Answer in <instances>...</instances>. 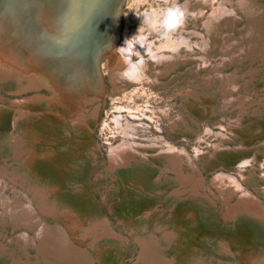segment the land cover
Masks as SVG:
<instances>
[{
	"label": "bare ground",
	"instance_id": "6f19581e",
	"mask_svg": "<svg viewBox=\"0 0 264 264\" xmlns=\"http://www.w3.org/2000/svg\"><path fill=\"white\" fill-rule=\"evenodd\" d=\"M37 1L20 0L10 8L12 0H0V81L7 79L6 84L12 86L16 93L14 98L8 99L10 105L0 102V115L9 110L18 115L17 120L13 119V132L0 135V262L95 264V258L99 259L104 253L116 256L113 264H117L123 258H120L118 250L123 248V243L128 239L114 230L105 215L95 212L94 200L83 193L88 187V166L97 155V144L92 142L93 147L90 148L85 141L75 138L77 133L89 137V122H93L99 114L97 104L99 100H103L102 95L106 91L101 61L105 60L107 63L108 80L119 94L121 86L127 82L144 84L146 80L153 82L154 77L159 81L160 76L168 74L169 68L178 59L187 60V52L198 58L196 50L207 51L209 40L214 36L219 46V57H213L215 61H210L211 57L205 55L208 64L205 65L202 79L214 94L220 95L225 107L222 109L228 110L230 102L236 98L230 94L241 81L238 73L241 65L237 61L250 53L264 62V0H221L217 6L214 5L218 0H213L210 2V12L200 19L197 13L191 12V0H188L189 15L195 16L197 22L196 29L182 28L185 46L177 50L175 38H162L157 43L155 36L137 33L145 37L144 46L139 51L146 66L154 68V72L153 76H148L146 71L135 80L122 79L119 75L126 67V62L119 53L120 46L116 45L119 38H114L115 33H120L121 30L116 14H113L115 18L110 16L111 0H97L99 4L101 2V7L95 0H88L86 5L89 10L84 9L81 13L73 9L72 11H76L73 15L70 4L64 0ZM71 1L76 3V0ZM118 1L120 0L116 3ZM197 8L202 14V8ZM236 9L242 11L249 22L244 33L247 36L244 48L241 45L230 48V43L227 47L224 36L219 31V27L225 25L227 20L230 23L237 18ZM22 10L27 12L23 14ZM44 14L47 16L43 17ZM77 28L78 32L82 29L90 37L85 44L77 40L78 32L74 33ZM149 29H155L154 22L149 23ZM73 38H76L75 43L72 42ZM69 44L70 49L67 48ZM231 61L236 66L234 71L229 72L225 69ZM162 62L167 65L165 68L161 65ZM258 72L261 74L262 71L252 68L249 77L253 79L242 80L243 85H248L260 76ZM189 91L186 90V97L196 100L197 107L207 112L208 108L202 106V102L198 104L197 96ZM50 104L56 108L55 111L51 110ZM238 104L243 113H236L231 122L230 114H227L225 120L231 130L224 131L222 124L218 126V130L210 125L202 129L208 135V150L204 151L201 147L200 140L204 136L199 130L194 155L184 146H176L162 135L154 134L156 131H152L154 127L150 125L153 121L144 112H141L145 117L142 118L137 113V108L134 110L116 105L115 113L118 116L113 118L116 125L113 126V132L116 139L118 137L115 140L118 143H109L105 151L109 166L99 177L104 179L106 187L109 186V181L111 184L115 182L114 190L109 192L105 189L103 194L110 211L119 212V220L123 224H133L132 237L137 245V257L133 264H239L228 242L204 232H215L218 222L212 216V203L207 205L202 196V188L206 191L202 175L197 178L192 174L193 177L190 178L189 174H182L180 168L165 165L168 172L176 173L175 176L182 184L185 179H190L192 188L185 191L186 188L178 187L168 195L157 194L159 204L154 210L153 207H148L152 197L147 192L146 185L138 180L140 177L141 181L145 179L138 174L140 169L152 172L149 162L152 161L153 164L165 152H174L165 155L169 162L174 165L185 163L192 170L198 168L196 159L200 153L207 152L208 159L217 162L246 150H254L256 154L264 146V138L253 146L234 140L240 133H253L252 128L242 122L244 104ZM87 106V112L91 110L89 114L84 111ZM210 110L215 113L213 116L218 115L214 108ZM124 111L130 117H122L120 113ZM34 121L51 130L61 129L60 133L66 132L67 135L60 141L53 137H42L34 127ZM188 122L201 127L192 117L188 119L183 114H178L177 119L171 122V128H185L184 132H187L190 128ZM70 129L76 134L73 135ZM56 146L58 150H62L61 155L58 150L55 151ZM87 148L88 152L85 154ZM238 162L241 164L232 171L221 167V170L213 173L208 187L214 195L212 187L221 196H224L226 188L241 194L240 202L228 204V214L225 213L224 225L221 224L220 229L228 234H237L240 223L243 231L264 235V206L246 188L241 189L240 179H244L245 174L241 172L243 167L259 162L255 156L249 159V156L243 155ZM261 164L264 170V161ZM70 195L84 204L83 210L77 208V203L68 200ZM132 205L135 207L131 208ZM137 211L138 213H134ZM154 213L158 219L150 227L149 218ZM6 222L12 223H8L12 234H15L12 241L22 247L26 254L33 247L39 251L40 256L36 254L37 262L30 261L28 255L25 259L8 257L9 251L1 241V229ZM192 222H199V229H193L190 226ZM201 227H205L204 230ZM260 237L254 239L260 240ZM93 249L96 257L92 253ZM261 251L264 248L254 243L246 253L241 250L240 255L246 264H264V254Z\"/></svg>",
	"mask_w": 264,
	"mask_h": 264
},
{
	"label": "rangeland",
	"instance_id": "374dc122",
	"mask_svg": "<svg viewBox=\"0 0 264 264\" xmlns=\"http://www.w3.org/2000/svg\"><path fill=\"white\" fill-rule=\"evenodd\" d=\"M211 1L213 2V0H202V2L199 3L198 0H191V5L189 8L192 9V13H197L198 18L200 19L202 16H205L210 12ZM220 1L221 0H218V2H216L214 6H217V3H219ZM164 6H166L164 0H125L121 9L113 8V3H111L109 6V11H112L114 15L116 14L117 21L119 22L118 27L121 30L120 33L119 31L117 33L119 39L118 44L116 45L122 46L125 35H128V37H130L131 35L136 34L139 26L142 29V31L139 32H144L148 36H155V38L157 39L156 42L159 43V40L162 39L159 31L157 30L156 26L155 29H149V23H143V14L145 12H153L156 10L159 11V9ZM198 6L202 8V14H200L197 8ZM235 12L237 13V18L232 19L230 23H228L230 20H227L225 25L222 24L219 27V31L222 32L224 36L223 40L225 41L227 47L230 43V48H235V45H241L242 48H244V45H247V36H244V33L245 29H247L249 25V22L242 11L236 9ZM113 17L115 18V16ZM196 22L197 20L195 19V16L188 15L184 27H187V29H193L196 26ZM217 48H219V46L218 44H216L214 36H211L208 43V48H206L207 51L196 50V53L199 55L198 58H194L192 54L187 52V60H183L184 58L180 60L178 59L176 61V64L169 68L168 74L166 73L160 76L159 81H156L154 77L153 82H147L146 80L144 84H130L129 82H127L126 85L121 86L122 90L120 89L119 94L118 92H116L117 89L112 88V85L108 80L107 63L105 62V60L101 61V70L103 71V76H105L104 80L106 81V91L102 95L103 100H99L100 102H98L97 104L99 114L93 122H89V125L91 127V129L89 130V137L82 136L77 133L75 138L85 141L86 144L90 145V148L93 147L92 142L97 144V149L95 150L97 152V155L88 166V187L84 189L83 193L94 200V205L96 206L95 212L105 215L109 219L110 224L114 228V230L122 233L128 239V241L123 243V248L118 250L120 258H123H121L117 264H133L137 257V245L136 242L133 241L131 230L133 224H131L130 222H128L127 225L123 224V222L119 220L121 216L119 212L117 213L115 211H110L107 201H104L105 195L103 194L105 192V189L109 192H112L115 187V185H113L115 182L111 184V181H109V186L106 187L104 179L102 177H99L100 173L105 171L109 166L105 159V151L109 147L110 142L114 143V141L118 139V137L116 139L113 132L115 130L114 127H116L115 123L113 122V118L115 115L118 116V113H115L117 104L124 107H130L134 110L137 108V113H139V116L142 118H145L143 117V112L147 114L153 121L148 122H152L150 123V125L152 126V128H154L151 130L156 131L154 132V134L162 135L165 139H167V141L174 143L176 146H184L193 155L195 154L197 137L196 135L199 134L200 131L202 132V136H204V139L202 138L200 140L201 147L204 151L209 149L207 147L208 135H206V132L202 130L206 125H210L211 127L215 126L213 128H216L215 130H218V126L222 124V128L224 129V131L227 129L231 130V127L229 128L225 120H227V114H230L231 122V120L234 118L233 116H235L236 113H243L240 111L238 102L241 105L242 103L244 104L243 108L245 110V113L242 122L250 126L253 130V133H240L239 137H233L234 140L236 142H243L244 144L253 146L255 142L264 138V62H262V59L260 58L256 59L253 54L251 55L250 53L244 55L241 61H237V63H240L241 65L238 70V73L241 76V81L237 84V89L232 92V94H230L231 96L233 95V97L236 98L230 102V108H228V110L222 109L225 107H223V100L221 99L220 95L214 94L202 79V74L205 73L204 70L206 69V66L208 64V58H206L205 55L211 57L210 61H215L213 57H219V55L217 56L219 52ZM162 64L164 68L167 66L165 65V62H162L161 65ZM228 66L229 67H227L225 70H229V72H232L235 69L236 63H232L231 61ZM252 68H255L257 71L258 69L259 71H262L261 74H259L258 72L261 78L260 76H257V74H255L257 77L252 82L248 83V85H243L242 80L246 81L250 78L249 73ZM146 71L145 72L148 76H153L154 68L146 66ZM6 83L7 79L0 81V97L2 98L0 99V102H4L7 105H10V101L8 99H10V97L14 98V94L16 93L12 89V86L7 85ZM3 84L5 85L3 86ZM186 90H190V93L197 96V98L199 99L197 103L200 104L202 102V106L208 108V111L205 112V110H201L199 106L197 107L196 100L186 97ZM52 105L53 104H50L49 106L51 107L52 111H55L56 108ZM88 108V106L85 107L84 111L89 114L91 110L87 112ZM210 108H214V112H216L218 115L213 116L215 113L213 114ZM25 111L24 113L26 114L27 112ZM146 111L149 112L147 113ZM15 113V111L9 110L0 115V135L4 133L10 134L11 132H13L15 127L13 125V119H18V115H15ZM127 113L128 112L124 111L120 114L124 118L130 117L126 115ZM251 113L254 114L252 115ZM178 114H183V116L188 119L192 117L193 119H195V121L199 122L201 127L199 128V125L188 122L190 128L187 132H184L185 128L184 130H181L177 127L171 128V122L177 119ZM155 121L157 122L156 126ZM34 122V127H36L37 132L42 137H53L55 140L60 141L62 140V138H64L65 135H67L65 134L66 132L60 133L61 129L51 130L46 127V125H42L38 121ZM70 131L73 135L76 134L72 129H70ZM62 143H64V141H62ZM117 143L118 141H115L114 144ZM56 150H58L57 146L55 148V151ZM58 152L61 155L62 150H58ZM87 152L88 148L86 149L85 154H87ZM254 152V150L242 151V153H239L233 157L230 156L229 159H221V161L218 162L212 161V159H208L207 152L203 154L200 153L198 159H196L198 168H194L193 170L185 165V163L174 165V163L169 162L168 158H165V155L174 152H165L164 154H160V156H158V159H156L153 164H151L152 161L149 162L150 166L152 167V172H149L145 168H142L138 173L140 176H144V180L141 181L142 177L138 178V180L139 182H142L146 185L147 192L152 197V200H150V202L148 201V207H153V210L156 209L159 204L157 194L165 193L168 195L178 187L186 188L185 191L192 188L190 179H185L184 183L182 184L175 176L176 173L168 172L169 169L166 170L164 167L165 165L174 166V168L176 169L180 168L182 174H189L188 176L190 178H192L193 175L197 178L202 175L204 177V183L206 184V191L204 188H202L201 190L203 192L202 196L205 198V203L207 205H209V203H212L213 207L212 209L210 208L212 210V216H214V218L218 222V228L215 232L212 233L210 230H205L204 232L209 235H215L219 239L228 242L230 249L232 250L231 252H233L234 258L239 262V264H246V262L240 255L241 250L246 253L254 243H257V246H261L264 248V235L257 233L252 234L243 231L242 226L239 225L240 223L238 224L240 231H238L237 234L236 232H233L232 235L231 233L228 234L221 230V224L224 225V215L225 213L228 214V204L233 205L237 202H240L239 198H241V194L240 192H235L232 189L226 188L224 191V196H221L218 190L212 187L216 195L215 196L210 192L208 187L209 185H211L210 180L214 175L213 173H215L217 170H221V167L224 170L232 171L234 168L241 164V162H238V160L242 155L249 156V159L255 156L259 163H263L264 146L259 151H256V154H254ZM69 160L72 159H70L69 157ZM250 162L248 163L249 165ZM259 163H255V165L253 166L243 167V171L241 172H243L245 175L244 179L240 178L242 181L241 189L246 188V190L251 192L259 201V203L263 204L264 206V170L262 164L260 163V166ZM235 174L238 173L236 172ZM68 200H70V202L77 203V208L83 210L82 206L84 204L81 203L80 200H77L74 195H70V197H68ZM166 201L168 202L167 198ZM134 207L135 206L133 205L131 206V208ZM137 207L140 208V206L138 205ZM134 213H138V211ZM154 215H156V213H154ZM154 215H151L149 218L148 225L150 227L153 226V222L158 219V216ZM8 223L10 224V222ZM8 223L6 222V225H4L5 227L1 229V234L3 236L1 238V241L9 251L8 257L15 259H25V257H27L28 255V259H30V261L37 262L38 259L36 258V254L40 256L39 251H37L33 247L30 248L28 254H26L27 252L24 251L22 247L18 246L16 242L12 241V238L15 234H12V230H10V225H12V223L10 225ZM191 224L193 226H190L193 229H199V222H192ZM201 228V230H204L205 227ZM260 235L263 237H260ZM256 237H260L261 239L255 240L254 238ZM92 253L96 257V251L94 249L92 250ZM261 253L264 254V251H261ZM103 257H106L107 259H103ZM115 260L116 256L113 257L102 253V257H99V259L95 258L94 262L95 264H113ZM0 264L4 263L0 262Z\"/></svg>",
	"mask_w": 264,
	"mask_h": 264
},
{
	"label": "clouds",
	"instance_id": "9594fccd",
	"mask_svg": "<svg viewBox=\"0 0 264 264\" xmlns=\"http://www.w3.org/2000/svg\"><path fill=\"white\" fill-rule=\"evenodd\" d=\"M165 5L159 11H153L151 14L145 13L143 23L154 22L157 30L164 39H174L177 43V50L181 46H185L186 42L181 35V29L186 24L189 10L188 0H164ZM142 31L140 26L137 32ZM132 35L125 38L123 45L120 46L119 53L124 57L126 67L119 73L122 79L135 80L141 77L146 71V62L140 54L139 49L142 48L145 39L142 35ZM135 57V59H133Z\"/></svg>",
	"mask_w": 264,
	"mask_h": 264
},
{
	"label": "water",
	"instance_id": "95a60500",
	"mask_svg": "<svg viewBox=\"0 0 264 264\" xmlns=\"http://www.w3.org/2000/svg\"><path fill=\"white\" fill-rule=\"evenodd\" d=\"M20 0H12V2H11V4H10V8H12V6L14 5V3H16V2H19ZM41 1H43V0H38L37 2L39 3V2H41ZM67 4H70V10L72 11L73 9H75L76 11H79V12H81V13H83V11H84V9H86V11H88L89 9H88V5H86L87 4V2H89L88 0H76V3H74L73 1H71V0H64ZM116 1L117 0H111V2L113 3V8H115V9H121V7L123 6V4H124V1L125 0H120V1H118V3H116ZM38 3H36V6H39V4ZM95 3L96 4H98L100 7L102 6V5H100L101 4V2H100V4H99V2H97V0H95ZM120 5V6H119ZM81 7V8H80ZM106 7H107V5H106ZM106 7H105V9H106ZM39 9H41V8H39ZM38 9V10H39ZM107 9H108V7H107ZM58 11V10H57ZM76 11H72L71 12V15H73V14H75L76 13ZM22 12H23V14L25 13V12H27V10H22ZM80 14V13H79ZM113 12L112 11H110V16L112 17L113 16ZM36 15H38V19H39V13H38V11L36 12ZM83 14H81V16H82ZM44 16H47V15H43V17ZM95 16V15H94ZM30 18H33V16H30ZM70 18H71V16H70ZM78 18H79V16H78ZM61 19H63V18H61ZM61 19H60V21H61ZM68 19V18H67ZM102 19H104V18H102ZM55 21V20H54ZM87 21V20H86ZM62 22V21H61ZM114 28H115V24H114ZM77 32H78V28L75 30V32L74 33H76L77 34ZM113 33H114V31H113ZM117 33L118 32H116L115 33V36H114V38L117 40L118 38H119V36H117ZM76 38H77V40L79 41V43H83V44H85L86 43V41L87 40H89V38L90 37H87L86 36V33L85 32H83L82 31V29H81V31L80 32H78V34H77V36H76ZM76 38H73V43H75V41H76ZM118 41V40H117ZM58 43H59V41H58ZM60 46L61 47H63V45L62 44H60ZM70 47H71V44H69V45H67V48H69L70 49Z\"/></svg>",
	"mask_w": 264,
	"mask_h": 264
}]
</instances>
